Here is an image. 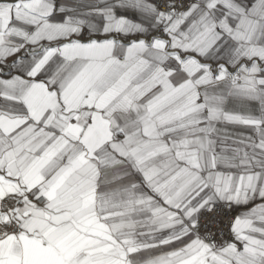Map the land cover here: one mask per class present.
<instances>
[{
    "label": "snow or ice",
    "instance_id": "snow-or-ice-1",
    "mask_svg": "<svg viewBox=\"0 0 264 264\" xmlns=\"http://www.w3.org/2000/svg\"><path fill=\"white\" fill-rule=\"evenodd\" d=\"M0 264H264V0H0Z\"/></svg>",
    "mask_w": 264,
    "mask_h": 264
}]
</instances>
